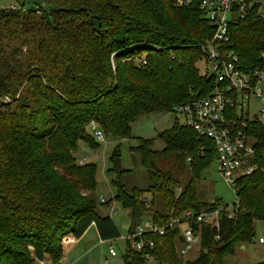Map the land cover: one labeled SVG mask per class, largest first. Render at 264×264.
Segmentation results:
<instances>
[{
	"label": "trees",
	"instance_id": "trees-1",
	"mask_svg": "<svg viewBox=\"0 0 264 264\" xmlns=\"http://www.w3.org/2000/svg\"><path fill=\"white\" fill-rule=\"evenodd\" d=\"M180 2L23 0L0 10V264L46 258L60 264L62 239L78 240L92 225L101 241L119 238L111 217L98 211L112 202L128 211L129 229L144 219L165 225L185 212L216 208L219 200H200L194 181L182 186L181 180L186 167L205 168L208 153L209 164L216 159L213 143L177 123L162 135L163 150L146 142L130 148L147 173L145 190L127 186L131 170L120 168V145L108 158L105 172L115 192L105 204L96 195V165L76 162L80 143L98 148L87 132L92 122L106 137L130 139L137 117L172 111L211 91L197 61L213 30L198 4ZM228 36L243 69L258 65L264 18L251 11L233 19ZM253 130L264 139V127ZM255 162L260 169L237 181L235 216L220 215L217 227L194 225L195 260L178 257L177 231L150 235L158 264H224L236 245L254 239V223L264 221V158ZM145 193L152 196L149 207ZM123 263L141 261L132 253Z\"/></svg>",
	"mask_w": 264,
	"mask_h": 264
},
{
	"label": "built area",
	"instance_id": "built-area-1",
	"mask_svg": "<svg viewBox=\"0 0 264 264\" xmlns=\"http://www.w3.org/2000/svg\"><path fill=\"white\" fill-rule=\"evenodd\" d=\"M180 4L186 7L198 4L213 30L211 38L200 45L202 63L206 68L202 76L211 81V91L175 106L172 112L179 126L189 128L213 143L217 171L234 192L236 200L230 206L220 201L213 211L185 212L180 219H172L165 225H158L151 219L141 220L130 229L128 225L123 236L124 255L134 253L141 264H158L154 257L156 246L150 235L163 237L177 231V255L185 258L193 245L199 246L200 243V235L194 225L217 227L222 214L232 219L240 206L237 181L260 169L255 162L258 155L264 158V147H258L264 139L256 136L253 130L256 124L264 127V51L258 56V65L245 70L239 55L227 47L228 29L233 19H243L251 11L264 18V0H181ZM254 101L261 104L256 111L251 109ZM94 131L95 138L103 141L100 130L94 128ZM85 160L82 158L79 164ZM107 200L101 197L99 202L105 204ZM112 210L113 206L111 213L115 214ZM65 238L66 244L73 242V239ZM109 254L116 256L111 247Z\"/></svg>",
	"mask_w": 264,
	"mask_h": 264
},
{
	"label": "rangeland",
	"instance_id": "rangeland-1",
	"mask_svg": "<svg viewBox=\"0 0 264 264\" xmlns=\"http://www.w3.org/2000/svg\"><path fill=\"white\" fill-rule=\"evenodd\" d=\"M23 0H0V10L8 8L10 6H17V2L21 3ZM31 3L26 2L25 8L29 9ZM152 55V54H150ZM147 54H141L144 58ZM137 66H140V61H134ZM144 65V62L141 65ZM198 73L202 76L206 68L202 63V60L197 61ZM9 100H7L8 102ZM261 107V104L256 101L251 103V109L256 111ZM176 127V119L172 111L163 112L158 114H146L137 117L130 124V139L116 141L110 137H106L98 127L96 123H91L87 128L88 134L95 141L98 148L91 150L87 144L80 143L79 150L76 154V162L80 163L82 158H86L85 163L95 164L97 168L96 172V195L98 199L104 197L109 199L113 196L115 190L110 184L111 177L106 175V168L108 166V158L112 153L116 145H120V168L125 170H131L129 177H125V182L128 187H137L145 190L148 186V176L145 170L139 165L138 161H134L133 155L136 157L135 152H131L130 148H136L141 143L146 142L154 150H163L165 147L164 139L162 135L167 133ZM94 128L100 130L103 136V141H98L94 136ZM166 135H164V138ZM200 144V142L198 143ZM200 146V145H197ZM198 155H199V151ZM197 156V154L195 155ZM207 156V155H205ZM211 157L208 153L205 163L207 166L192 167L189 169L186 167L184 175L182 176V186L189 180H193L195 188H197L199 199L207 202L212 200H219L224 205L230 206L235 200L236 196L232 189L228 187L217 171L216 161L213 160L210 164ZM201 163V162H200ZM209 164V165H208ZM200 168V169H199ZM196 170V172H195ZM199 175L197 174V171ZM178 193V192H177ZM146 197L148 200L146 207L150 206L152 196L151 194H143L141 196ZM113 210L115 214L111 213V208L98 206L99 213H107L117 226L120 232V237L114 240L101 241L96 233L95 227H90L84 236L76 242L72 236H66L69 239H73L72 243H65V239H62V252L63 256L60 264H82L84 261L87 264H124L123 256L125 253V236L124 226L129 225L132 220L128 217V211L122 209L118 203L112 202ZM144 214H148L144 213ZM255 237L254 239L242 245H236L232 255L226 256L224 264H257L264 262V221H256L254 223ZM262 239L263 242H259ZM179 246V243L177 244ZM113 248L116 256L109 254V248ZM199 246L193 245V247L187 252L185 258H181L183 261H193L199 254ZM41 264V263H39ZM44 264H57L46 258Z\"/></svg>",
	"mask_w": 264,
	"mask_h": 264
},
{
	"label": "water",
	"instance_id": "water-1",
	"mask_svg": "<svg viewBox=\"0 0 264 264\" xmlns=\"http://www.w3.org/2000/svg\"><path fill=\"white\" fill-rule=\"evenodd\" d=\"M130 215L128 214V217H129ZM124 229L126 230V229H128V225H126L125 227H124ZM82 264H87V262L86 261H84Z\"/></svg>",
	"mask_w": 264,
	"mask_h": 264
},
{
	"label": "crops",
	"instance_id": "crops-1",
	"mask_svg": "<svg viewBox=\"0 0 264 264\" xmlns=\"http://www.w3.org/2000/svg\"><path fill=\"white\" fill-rule=\"evenodd\" d=\"M91 227H95V225H92ZM125 227V226H124ZM97 233V232H96ZM84 236V235H83ZM82 236V237H83ZM81 239V238H80ZM80 239L76 240V242H78ZM45 263V260L41 263V264H44Z\"/></svg>",
	"mask_w": 264,
	"mask_h": 264
}]
</instances>
